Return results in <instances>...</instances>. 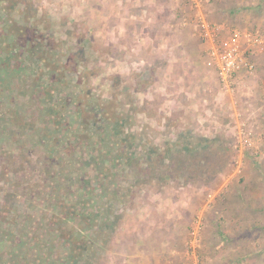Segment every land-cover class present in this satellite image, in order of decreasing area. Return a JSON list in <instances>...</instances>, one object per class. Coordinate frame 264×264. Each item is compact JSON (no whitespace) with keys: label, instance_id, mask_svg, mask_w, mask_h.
Masks as SVG:
<instances>
[{"label":"rangeland","instance_id":"374dc122","mask_svg":"<svg viewBox=\"0 0 264 264\" xmlns=\"http://www.w3.org/2000/svg\"><path fill=\"white\" fill-rule=\"evenodd\" d=\"M231 2L0 0V264H138L170 228L172 264H264V51L230 97L193 36Z\"/></svg>","mask_w":264,"mask_h":264},{"label":"built area","instance_id":"2783aa9c","mask_svg":"<svg viewBox=\"0 0 264 264\" xmlns=\"http://www.w3.org/2000/svg\"><path fill=\"white\" fill-rule=\"evenodd\" d=\"M201 38L209 45L208 55L215 68L221 93L234 97L239 94L242 79L256 72L253 53L264 48V33L261 30L234 28L229 36H223L225 27L209 23L204 17L198 19ZM237 139L242 147L253 146V131L245 121H236ZM201 222L193 232L196 239Z\"/></svg>","mask_w":264,"mask_h":264},{"label":"crops","instance_id":"0c3cea01","mask_svg":"<svg viewBox=\"0 0 264 264\" xmlns=\"http://www.w3.org/2000/svg\"><path fill=\"white\" fill-rule=\"evenodd\" d=\"M222 1V0H220ZM225 1H232L231 8L228 12L230 14V17L227 19L228 21V27L227 29L225 27L223 36L227 38L231 32L232 29L238 28L242 30H261L264 32V0H225ZM221 8V3L217 4L216 6H213V9H216L217 7ZM222 12H226V10H222ZM169 13V12H168ZM207 19V18H206ZM207 21H209L207 19ZM226 22V23H227ZM213 24V23H212ZM194 34L193 36H198L197 33L200 36V29L198 25L193 28ZM197 32V33H196ZM192 36V35H191ZM190 38V35H187V38ZM197 45H201L203 49L204 54V60L214 69L215 68L212 64L211 59L208 55V48L209 45L207 43H204L202 38L201 41H197ZM264 51L263 49H259L254 51L253 53V59L256 60L257 57H259ZM198 58H201V51L197 54ZM262 68V67H261ZM264 72V67H263ZM264 77V75H263ZM165 226V225H164ZM167 226V225H166ZM169 227H171L169 225ZM167 233H170V237L168 235L167 239L169 241L165 242V236L162 237L161 235H154L153 240H149L146 247H143L142 250L138 252V255L142 256L143 260H139L138 264H172L170 261L164 260L165 256H170L174 251L175 241L179 240V237H177V231L173 229H166ZM177 234V235H176ZM176 239V240H172ZM171 240V241H170ZM161 241V242H160ZM128 248H133L129 244V240H127ZM181 244V243H179ZM162 246V248L160 247Z\"/></svg>","mask_w":264,"mask_h":264},{"label":"trees","instance_id":"16d2710c","mask_svg":"<svg viewBox=\"0 0 264 264\" xmlns=\"http://www.w3.org/2000/svg\"><path fill=\"white\" fill-rule=\"evenodd\" d=\"M33 35H34V38H35V39H38V36H37V34H36L35 32L33 33ZM28 37L30 38V36H28ZM34 38H30L31 41H33Z\"/></svg>","mask_w":264,"mask_h":264}]
</instances>
